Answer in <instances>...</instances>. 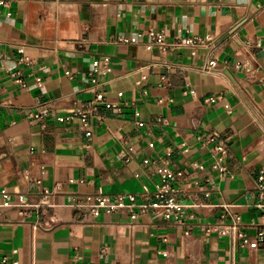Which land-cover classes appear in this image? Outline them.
<instances>
[{
  "label": "crops",
  "instance_id": "0c3cea01",
  "mask_svg": "<svg viewBox=\"0 0 264 264\" xmlns=\"http://www.w3.org/2000/svg\"><path fill=\"white\" fill-rule=\"evenodd\" d=\"M151 33L199 45L148 49ZM96 92L117 107L101 108L88 149L84 127L57 117ZM38 112L50 117L33 120ZM164 168L180 174L177 218L139 207ZM263 175L264 0H0V190L41 204L3 210L0 264H264V244L203 228L228 204L255 237ZM87 194L138 203L79 215L75 198Z\"/></svg>",
  "mask_w": 264,
  "mask_h": 264
},
{
  "label": "built area",
  "instance_id": "2783aa9c",
  "mask_svg": "<svg viewBox=\"0 0 264 264\" xmlns=\"http://www.w3.org/2000/svg\"><path fill=\"white\" fill-rule=\"evenodd\" d=\"M125 43L134 44L137 43L136 38H129L122 40ZM199 45L195 39H181L173 44L166 42L165 38L160 34H150V41L147 45L148 49L157 47L159 50L166 52L171 47L175 48H185L188 46ZM167 67H172L167 65ZM216 67L215 60L209 61V63L201 69L203 72L211 73ZM103 73L101 66V61L97 60L93 63L92 69L89 72V76L92 82V88L98 89L101 84L98 80V76ZM69 77H72L71 73H67ZM162 81L167 83V78L163 77ZM22 87H26L24 81L20 79L17 80ZM122 96V94H119ZM105 107L107 109H113L117 106L105 101L103 93L96 92L95 97L88 101H77L74 107L70 110L69 114L66 116H58L57 120L61 123L65 121H77L85 129V137L88 141L86 147L92 149L91 141L94 136L92 129V123L94 121L102 122L103 116L101 114V108ZM33 120L43 121L50 117L48 112H38L32 114ZM139 127H143L142 122H138ZM215 141V139H211ZM122 154L131 158L134 148L128 140L122 141ZM154 145L150 144L152 148ZM145 163H149L148 160ZM180 174H175L171 170L164 168L161 171V183L157 186L154 192L145 190V192L140 196L142 203L139 205L142 212L148 210H153L158 214H161L166 219H171L173 217H180L184 211L185 206L181 204L178 200L179 191L173 186V179ZM261 196H264V175L259 178ZM80 183H84L81 180ZM50 195L49 192H45L44 197ZM138 203V197L135 195H130L128 197L118 195L114 197L113 200H107L102 194H87L83 198H75L74 208L79 215H91L95 218L100 217L102 214H113L120 212L124 209L130 208ZM41 204H31L25 195H18L16 200H12L10 193L6 190H0V223H2L1 216L4 209L16 208L20 210V214L24 216L27 214V210L33 207H39ZM224 208L225 214L222 216V221L216 223H208L204 225V231L207 235L217 234L220 237H230L232 240H239L243 247H248L250 249H258L264 244V223L256 226V235L252 237L249 233V226L244 224L242 218L234 213L230 209V205L225 204L222 206ZM264 207V205H260ZM132 220L137 219V214L132 213ZM185 236L190 238V232L186 231ZM5 264H18L17 262H7ZM131 264H136L132 262Z\"/></svg>",
  "mask_w": 264,
  "mask_h": 264
}]
</instances>
